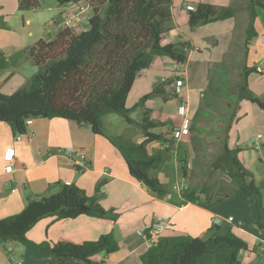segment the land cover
<instances>
[{
	"label": "trees",
	"instance_id": "1",
	"mask_svg": "<svg viewBox=\"0 0 264 264\" xmlns=\"http://www.w3.org/2000/svg\"><path fill=\"white\" fill-rule=\"evenodd\" d=\"M52 1L60 7L85 1L91 14L88 28L79 34L63 28L50 41L39 40L8 58L0 52V71L28 60L37 68V72L15 92L9 95L0 93V123L7 124L13 135L24 134L26 121L36 119L60 118L78 127L89 128L92 134L105 138L117 150L128 174L138 184L159 199L174 194L172 188L161 183L157 177L167 161L166 157L170 156L173 130L159 134L151 132L167 124L150 120L151 112L146 108V102L154 98L167 102L178 96L175 89L171 95L166 89L174 86L179 78L170 77L155 84L148 94L127 108V99L136 78L149 68L154 58H168L178 65L187 62L191 48L188 40L179 36L176 43L162 44V36L174 27L172 0ZM37 8L38 0L19 1L20 12ZM257 9L264 11V0H247L245 57L250 41L257 36L254 26ZM187 12L188 26L195 29L230 20L236 10L200 2ZM253 73H258L257 68L243 67L237 86L236 106L245 100L255 104L264 114V101L257 98L248 86V76ZM206 103L210 106L212 102L208 99ZM136 111L142 112L141 121L130 117ZM110 114L121 116L126 124L139 129L143 141L137 143L121 135L107 134L102 118ZM235 114L236 111L230 121ZM226 130L222 150L212 167L229 179L233 186L231 194L225 190L210 194L206 187L187 186L176 194L179 204H192L210 210L227 199L244 200L248 205L246 207L254 206L257 214L254 226L264 240L263 184H256L253 174L240 162L238 155L241 149L228 146L230 124ZM155 141L169 146L149 153L147 146ZM177 162L182 174L186 175L188 162L183 142L177 146ZM105 183V179L98 181L93 197H88L76 185L61 181L48 187L47 196L28 195L26 206L19 214L0 219V248L17 243L53 258L57 264L68 261L97 264L92 261L94 256L117 252L120 244L112 233L104 234L96 241L82 243L59 238L54 244H36L26 238L28 231L48 218L63 221L87 216L114 226L119 215L113 209H103L98 203ZM54 189L56 192L52 193ZM82 207H87V210H82ZM206 233L208 237L205 239L189 235L159 237L140 256L141 264H241L240 254L247 251L248 246L235 234L233 225L225 221L214 223Z\"/></svg>",
	"mask_w": 264,
	"mask_h": 264
},
{
	"label": "crops",
	"instance_id": "2",
	"mask_svg": "<svg viewBox=\"0 0 264 264\" xmlns=\"http://www.w3.org/2000/svg\"><path fill=\"white\" fill-rule=\"evenodd\" d=\"M3 1L0 0V2ZM178 1L172 0L174 27L162 36V44L176 43L179 36L188 40L191 48L188 52L187 62L184 65H176L168 58H163V60L162 58H154L149 68L140 72L133 88L138 78L142 77L148 70L160 73L159 76L155 77L156 82L166 79V75L175 76L181 72L182 74H179L178 77L183 79L185 88L182 92L183 96L180 97L179 95L178 98L189 97V101L194 102L195 96L190 92L192 84L196 90L203 89L204 91L203 86L207 81L210 65L219 62L223 55L228 52L229 44L231 45L233 41L237 40L234 33L239 22L242 23V28L238 39L240 44L245 45V29L248 23L247 0H182L180 7L184 10L187 6L194 7L200 2L217 8L231 7L236 10L234 17L230 20L211 23L193 30L196 34L204 33L205 36L200 37L202 41L211 40L213 42L212 52L209 50L202 51L196 46L195 42H199V38L198 40L193 38L198 36L191 31L192 29L190 30L187 23L188 16L184 18V22L183 20L179 21V18L183 19V11L175 12L178 9L176 6ZM55 11L57 12L55 19H57L58 24L53 23L57 25L58 31L63 29L61 25L66 20L71 21L69 29L73 31L74 28L82 24L83 18L90 13V8L85 1H82L63 7L56 4ZM257 15L254 25L257 40L253 46L251 43L255 38L250 41L245 57L248 60L245 61L244 66L252 67L246 62L251 61L253 51L257 55L261 54L260 60L253 66L257 68L258 73L250 74L247 81L250 91L261 101H264V84L262 83L264 82V67L261 65L264 58V41L260 40L264 36V11L257 9ZM76 16L79 17L78 22L71 19ZM11 19L12 17L3 19L5 22H0L4 24L0 25V52L7 58L16 51L32 46L39 40L50 41L58 33V31L51 32L52 35L50 34L48 39L33 38L29 41L26 37L20 38L9 30L8 24ZM178 22L183 23L182 26ZM202 45L204 49L207 44L204 42ZM36 72L37 68L31 61H22L17 66H10L1 70L0 81L3 84L11 85L9 94H12ZM252 76H254L253 78L260 77L262 88L258 87L252 90ZM139 88L142 86L139 85ZM168 88L170 89L171 86L167 87V91ZM0 93L5 94L6 92L0 91ZM131 93L132 90L127 99V108H131L136 103L131 107L128 106ZM155 100L160 101L159 98L148 100L146 108L151 112L149 116L151 121L167 124L166 127L151 130L152 133L159 134L165 132L167 127H174L175 125L173 120L169 118V113L166 112L165 107ZM172 100L174 99L172 98L167 102L161 100V102L167 104ZM187 106L191 119L195 112V104L190 105L188 103ZM135 114L141 118L139 111L131 115ZM132 119L136 120L133 117ZM106 133L109 134L107 131ZM19 135L22 137L17 140ZM19 135H13L7 124L0 123V219L19 214L26 206L28 195L47 196L49 194L48 187L57 181L74 184L84 190L88 197H93L96 184L103 179L106 180V183L100 190L98 203L103 209H113L119 215L114 226L87 216L63 221H54L51 218L44 219L41 220L42 224L38 222L27 232V239L33 243L50 242V244H54L59 238H65L74 243H82L96 241L100 236L112 233L115 240L119 242L120 249L110 255H96L92 261L97 264H141L140 256L147 247L138 232L143 231L147 225L166 219L169 225L166 230L162 231L160 237L179 235L198 237L216 221H226L231 218L232 221L229 224L234 226L235 234L248 246V250L240 254L241 264H264V240L260 238L254 226L256 215L248 223V220H244L242 213L240 217L236 216L239 220L243 219L245 223L242 224L231 216H223L221 212L216 210V207L207 210L192 204L181 205L175 193L168 194L161 199L157 198L147 188L130 177L119 153L105 138L96 136L92 134L89 128L78 127L72 122L60 118L31 120V124L26 127V132ZM257 135L261 136L258 140L255 138ZM142 141L143 136L141 134L133 142ZM162 146V142L155 141L151 142L147 149L149 153H154L163 150ZM228 146L241 149L238 155L240 162L253 174L256 184H263L261 195L264 204V114L255 104L245 100L238 104L235 118L228 132ZM69 150H74L75 154L70 155ZM79 153L86 155L84 161L79 158ZM7 156L12 157L10 162L5 159ZM165 164L157 173L161 183L170 178V174L164 171ZM6 167H11V172H5ZM55 192L56 189L52 190V193ZM238 206L241 207L242 205ZM235 221H237L236 224ZM39 225L42 227V234L35 238L33 232ZM16 244L12 243L0 248V264H57L53 258L47 255ZM9 255L15 259L10 258ZM65 264L85 263L68 261Z\"/></svg>",
	"mask_w": 264,
	"mask_h": 264
},
{
	"label": "rangeland",
	"instance_id": "3",
	"mask_svg": "<svg viewBox=\"0 0 264 264\" xmlns=\"http://www.w3.org/2000/svg\"><path fill=\"white\" fill-rule=\"evenodd\" d=\"M181 2L182 0H179L176 4L178 9H176L175 12L183 11V19L179 18V21L183 20L184 22V18L188 16V10H184L182 9V7H180ZM55 8L56 4L52 0H38L37 9L33 11L20 12L18 0H4L3 2H0V22L3 21V19L6 20L12 17L11 21H9L8 24L10 28L9 30L14 32L18 37L22 38V36H24L29 41L33 38L48 39L51 32L58 31L57 25L53 23H57V19H55L57 17ZM90 16V13L86 15L83 18L82 24L79 27L73 29L75 34H79L83 29L86 30L88 28L87 18H89ZM179 24L182 26L183 23ZM0 25L4 24L0 23ZM241 26L242 23L240 22L236 25L234 34L237 40L235 42L233 41L231 45L229 44L230 47L228 46V52L223 55L222 59L219 62L210 65L207 81L203 86L204 91L203 89L196 90L194 84H192L190 92L193 96H195L194 102L189 101V97H183L182 100V98H178L179 95L173 98L174 100L167 104H163L160 98V101L155 100V102L161 103V106L165 107V109L167 110L166 112L169 113V118L173 120V124L175 126L166 128V130L169 132H171V130L174 131L176 127H180L183 121V118H181L179 115L181 102L184 101L187 104L190 103V105L195 104V112L190 119L188 129L182 134V137H179L180 142L184 143V151L185 153H187L188 163L186 175L182 174L179 165L176 164L172 155V145L175 142L172 139L173 132H171L170 137V139L172 140V143H170V156L166 157L167 161L164 165V171L170 174V178H168L166 181L163 180L162 183L165 182L164 184H166L168 188H172V191L177 195L179 192H177L174 187H181V191L187 186H197L199 188L206 187L209 189V192H211L210 194H214L215 191L219 190H225L228 194H231V190L233 187L231 186V182L222 172L214 170L212 167V163L216 156H218L222 150L224 139L227 134L226 129L229 124L231 127V124L233 122L232 119V121H230V118L232 114L235 113V111L237 112V86L241 81L242 69L245 65V61L248 60V58L245 59L244 56V45L240 44L238 39L240 35L239 32L242 28ZM193 30L194 29H192L191 31L196 34V32ZM196 35L198 37H193L195 40H198L199 38V42H195L196 46L199 47L202 51L209 50L212 52L213 42L211 40H208L207 42L206 40L202 41L200 37H204V33L199 32ZM256 40L257 37L252 40V46ZM204 42L207 45H205L206 48L203 49L202 43ZM252 53L253 54L251 56V61H248L246 63H248L249 66L253 67L260 60L261 54L257 55L255 51H253ZM179 74L182 73L179 72ZM179 74L177 73L175 76L166 75L165 78L178 77ZM159 75L160 73H156L154 70H148L142 77L138 78L135 87L132 89L128 106L131 107L135 102H137L139 98L148 94L155 84L161 82L155 81V77ZM253 77L254 76H252L251 78L252 90L257 89L258 87L262 88L260 85V77ZM178 78L180 79V77ZM262 83L264 84V82ZM139 85H141L142 88H139ZM172 87L175 88V84L174 86H171L170 89L168 88L167 92L169 95L173 94L174 88ZM9 89H11V85H8L7 83L3 84V82L0 81V91L6 92L5 94H9ZM258 92H260V89H258ZM182 96L183 95H180V97ZM208 99L212 102L210 106H206V102ZM140 114L141 118H138V115L136 114L130 115V117L135 118L137 121H141V111H139V115ZM102 122L105 130L111 135H121L125 138L130 139L131 141L137 140V138H139V135H141V131L139 129L126 124L124 119L117 114L104 116L102 118ZM168 124V126H170V123ZM190 128H192L191 131ZM240 204L242 205L241 207L238 206ZM245 205L248 206L246 201L232 198L222 201L221 203L213 206L212 209L216 207V210L218 212H221L223 216H231L235 218L239 223L244 224L245 222L243 221V219H237V217L241 216V213L244 216V220H248L247 223L251 221L255 215L257 218L254 206H251V208H249L245 207ZM237 221H235L234 223L236 224ZM33 233L34 237L38 238L42 234L41 225L37 226L34 229ZM43 234V236H45V233ZM200 236L205 239L208 237V234L205 231ZM27 237L28 234H26V238ZM9 257L15 259L11 255H9Z\"/></svg>",
	"mask_w": 264,
	"mask_h": 264
},
{
	"label": "built area",
	"instance_id": "4",
	"mask_svg": "<svg viewBox=\"0 0 264 264\" xmlns=\"http://www.w3.org/2000/svg\"><path fill=\"white\" fill-rule=\"evenodd\" d=\"M186 9L192 10V7L187 6ZM71 19H73L74 22L79 21L78 16L73 17ZM70 23H71V21L66 20L65 22L62 23L61 27L62 28H69ZM260 40L264 41V36H262L260 38ZM261 63H262L261 65L264 67V58H263ZM184 88H185V83H184L183 79L180 78L175 83V88H174L175 90L174 91L177 95H182ZM179 115L181 118H183V121H182L180 127H176L174 129L173 135H172V139L175 141L172 145V155H173L174 161L176 162L177 165H178V162H177V146H178V143L180 142L179 137H182V134L184 132H186V130L188 129L189 123H190L188 106H187V103L184 101L181 102V107L179 108ZM30 124H31V120H27L26 125H30ZM21 137H22V135H19L17 137V140H19ZM176 137H177V139H176ZM255 138H256V140H258L261 138V136L257 135ZM168 146H169L168 144H164L162 146V148L166 149V148H168ZM68 153L70 155L75 154L74 150H69ZM78 156L82 161H84L86 159V155L84 153H79ZM5 159L10 162L12 160V157L7 156ZM5 172H11V167H6ZM180 188L181 187H179V188L174 187V189L177 192H180ZM231 221H232V219L229 218L225 222L231 223ZM216 223H221V220L216 221ZM168 225H169V223L167 222L166 219H161V220H158L156 222H153L150 225H147L143 231L138 232V235L144 239L146 247L149 248L153 245V243L155 241H157V239L160 237L162 231L166 230Z\"/></svg>",
	"mask_w": 264,
	"mask_h": 264
},
{
	"label": "water",
	"instance_id": "5",
	"mask_svg": "<svg viewBox=\"0 0 264 264\" xmlns=\"http://www.w3.org/2000/svg\"><path fill=\"white\" fill-rule=\"evenodd\" d=\"M82 210H87V207H82Z\"/></svg>",
	"mask_w": 264,
	"mask_h": 264
}]
</instances>
